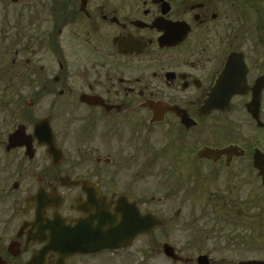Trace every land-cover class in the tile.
Here are the masks:
<instances>
[{
    "label": "flooded vegetation",
    "instance_id": "1",
    "mask_svg": "<svg viewBox=\"0 0 264 264\" xmlns=\"http://www.w3.org/2000/svg\"><path fill=\"white\" fill-rule=\"evenodd\" d=\"M262 160L264 0H0V264L264 260ZM106 204L161 222L54 246Z\"/></svg>",
    "mask_w": 264,
    "mask_h": 264
},
{
    "label": "water",
    "instance_id": "2",
    "mask_svg": "<svg viewBox=\"0 0 264 264\" xmlns=\"http://www.w3.org/2000/svg\"><path fill=\"white\" fill-rule=\"evenodd\" d=\"M52 145L54 146V141ZM257 158L256 156L255 161ZM258 167H264L263 160ZM88 212L87 219L76 221L74 229H70L69 232L68 230L55 232L54 246L64 248L66 245L73 244L76 248L77 244L85 245L86 240L93 238L94 250L98 248L117 249L122 246L129 247L137 236L144 232H150L154 226L161 222L156 220L154 213H142V210H139L136 204H130V206L119 208L116 211L109 209V204L108 206L106 204V210L97 207L96 214L91 211ZM95 238L98 242L95 241ZM165 253L174 260L179 258L170 245L165 246ZM198 262L199 264L210 263L208 262V256H200ZM242 264H264V261L253 260L242 262Z\"/></svg>",
    "mask_w": 264,
    "mask_h": 264
},
{
    "label": "rangeland",
    "instance_id": "3",
    "mask_svg": "<svg viewBox=\"0 0 264 264\" xmlns=\"http://www.w3.org/2000/svg\"><path fill=\"white\" fill-rule=\"evenodd\" d=\"M171 212L169 211V214H173L174 212H178V207L174 206L173 208H170ZM162 211V209H159ZM168 210V208H167ZM163 213H166V211H164ZM140 247V243L137 244V246L135 248L132 249V254H133V258L132 259H136L138 260L137 264H175L171 261V259H169L165 254H155L150 253V254H146V256H144V254L140 253V251L138 250ZM252 254L250 255H254V257L258 258H264V247H257V246H253L252 247ZM238 251V252H237ZM220 250V251H214L211 250L208 253L211 256V260H212V264H231L232 260H233V256L236 255V253L242 254L244 253L242 250ZM242 251V252H241ZM189 255V254H187ZM194 257H196L198 254L197 253H193L192 254ZM186 256V255H183ZM129 258H131L130 255H128L125 259L128 261ZM102 260V262H104L105 258L101 257L100 258ZM130 259V260H132ZM124 261V259L122 260ZM118 257H114L113 259H111V264H115L118 263ZM105 264V263H102ZM177 264H182V263H177ZM197 264V263H196Z\"/></svg>",
    "mask_w": 264,
    "mask_h": 264
}]
</instances>
